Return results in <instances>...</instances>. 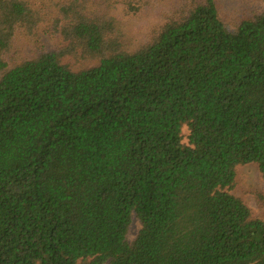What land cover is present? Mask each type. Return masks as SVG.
Masks as SVG:
<instances>
[{
    "label": "trees",
    "instance_id": "1",
    "mask_svg": "<svg viewBox=\"0 0 264 264\" xmlns=\"http://www.w3.org/2000/svg\"><path fill=\"white\" fill-rule=\"evenodd\" d=\"M43 27L59 47L27 44ZM250 164L264 181V11L0 0V264H264L230 193Z\"/></svg>",
    "mask_w": 264,
    "mask_h": 264
},
{
    "label": "rangeland",
    "instance_id": "2",
    "mask_svg": "<svg viewBox=\"0 0 264 264\" xmlns=\"http://www.w3.org/2000/svg\"><path fill=\"white\" fill-rule=\"evenodd\" d=\"M220 7V17L225 25L231 30L234 29L236 22H239L244 16L256 14L264 11V0H216ZM161 8L155 10L157 12ZM163 21V16L156 17H129L125 19L128 30L133 34H144L149 30L148 24L156 21ZM34 49L54 50L60 45V39L48 33L45 27L41 28L35 38L27 43ZM26 55L30 53V48L26 47ZM74 71H80L94 66L92 63H75L70 61ZM184 143H187V129L183 130ZM230 193L239 198L252 212L256 218L264 220V181L257 165L250 164L237 168V177ZM141 226L133 217L132 223L127 234V241L132 243Z\"/></svg>",
    "mask_w": 264,
    "mask_h": 264
}]
</instances>
